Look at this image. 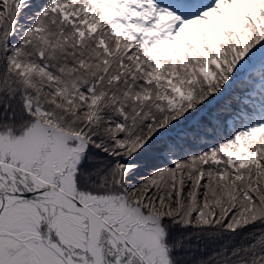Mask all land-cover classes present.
<instances>
[{
    "label": "snow or ice",
    "instance_id": "obj_1",
    "mask_svg": "<svg viewBox=\"0 0 264 264\" xmlns=\"http://www.w3.org/2000/svg\"><path fill=\"white\" fill-rule=\"evenodd\" d=\"M0 264H264V0H0Z\"/></svg>",
    "mask_w": 264,
    "mask_h": 264
}]
</instances>
